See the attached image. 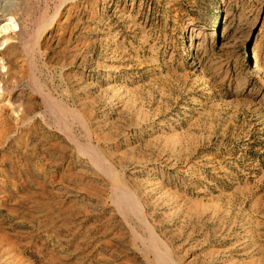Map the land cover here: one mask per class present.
Masks as SVG:
<instances>
[{"label":"rangeland","instance_id":"obj_1","mask_svg":"<svg viewBox=\"0 0 264 264\" xmlns=\"http://www.w3.org/2000/svg\"><path fill=\"white\" fill-rule=\"evenodd\" d=\"M0 264H264V0H0Z\"/></svg>","mask_w":264,"mask_h":264}]
</instances>
